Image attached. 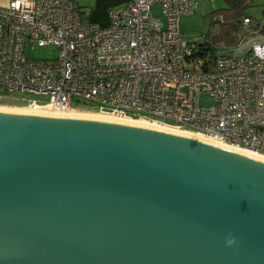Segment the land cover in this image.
<instances>
[{
    "label": "water",
    "instance_id": "obj_1",
    "mask_svg": "<svg viewBox=\"0 0 264 264\" xmlns=\"http://www.w3.org/2000/svg\"><path fill=\"white\" fill-rule=\"evenodd\" d=\"M257 44L264 20L211 64ZM0 264H264V160L151 126L0 109Z\"/></svg>",
    "mask_w": 264,
    "mask_h": 264
},
{
    "label": "built area",
    "instance_id": "obj_2",
    "mask_svg": "<svg viewBox=\"0 0 264 264\" xmlns=\"http://www.w3.org/2000/svg\"><path fill=\"white\" fill-rule=\"evenodd\" d=\"M16 2L0 5V104L85 102L94 111L159 118L152 121L264 154V129L257 126H264V45L212 64L197 56L201 44L185 39L180 26L195 13L194 0H129L111 11L107 26L84 22L77 0ZM244 23L250 29L252 20ZM35 44H54L59 55L33 58ZM24 92L51 99L39 104Z\"/></svg>",
    "mask_w": 264,
    "mask_h": 264
},
{
    "label": "rangeland",
    "instance_id": "obj_3",
    "mask_svg": "<svg viewBox=\"0 0 264 264\" xmlns=\"http://www.w3.org/2000/svg\"><path fill=\"white\" fill-rule=\"evenodd\" d=\"M10 1V0H9ZM8 1V3H9ZM251 6L247 9V13L252 16V19L255 23L262 22L264 20V0H250ZM195 2V13L184 15L181 19V32L185 39L195 42L198 47L204 41V36L209 30L210 26V18L209 13L217 8H221L225 6V0H194ZM6 3V4H8ZM198 3V5H197ZM0 4V5H6ZM82 15L83 21H89V12L91 11V7L88 5H82ZM113 8H111L112 10ZM154 10L159 11L157 6L153 7ZM111 13V12H110ZM158 13V12H157ZM29 52V49H28ZM31 56L37 59H46V58H55L59 55V48L54 44L39 46L38 44L34 45L33 49H30ZM21 97H25L29 100H36L39 104L47 105L50 101V95H41L35 94L31 92H24L20 94ZM202 102L205 104L211 103V98L209 95L204 94ZM7 105H16V106H24L25 103L22 102L19 98H9L4 101ZM78 109L81 110H96L97 107L92 104H87L85 102H78ZM137 117L141 115H135ZM145 116V115H144ZM147 117V116H146ZM153 120H159V118L151 117Z\"/></svg>",
    "mask_w": 264,
    "mask_h": 264
},
{
    "label": "trees",
    "instance_id": "obj_4",
    "mask_svg": "<svg viewBox=\"0 0 264 264\" xmlns=\"http://www.w3.org/2000/svg\"><path fill=\"white\" fill-rule=\"evenodd\" d=\"M225 1L224 7L209 13V30L204 36L200 49L196 50L197 56L208 58L209 52L214 47L227 48L237 45L251 30L245 25V19L252 20L251 27L258 26L259 23H255L252 16L247 13V9L251 6L250 0Z\"/></svg>",
    "mask_w": 264,
    "mask_h": 264
},
{
    "label": "bare ground",
    "instance_id": "obj_5",
    "mask_svg": "<svg viewBox=\"0 0 264 264\" xmlns=\"http://www.w3.org/2000/svg\"><path fill=\"white\" fill-rule=\"evenodd\" d=\"M0 109H11L16 111H25V112H36V113H55V114H67V115H77V116H86V117H95V118H102V119H109V120H115V121H122V122H129L134 123L138 125H144V126H151L156 127L168 131H174L177 133H183L185 135L194 136L209 142H212L217 145H222L224 147H227L229 149H234L236 151L257 157L259 159L264 160V154L255 151V150H249L245 148H241L238 146H234L233 144L225 143L220 140H217L215 138H212L210 136H206L197 132H192L188 130L181 129L179 127L170 126L166 124H162L157 121L148 120L144 117H138L133 118L130 116H126L123 114H116V113H109V112H103V111H93V110H81L78 108H55L51 105H47L44 107H35V106H12L7 104H0Z\"/></svg>",
    "mask_w": 264,
    "mask_h": 264
},
{
    "label": "crops",
    "instance_id": "obj_6",
    "mask_svg": "<svg viewBox=\"0 0 264 264\" xmlns=\"http://www.w3.org/2000/svg\"><path fill=\"white\" fill-rule=\"evenodd\" d=\"M9 0H0V4H6ZM80 7L82 8L83 4L90 6L92 9L89 12V20L97 22L103 26L110 24V16L112 10H117L122 8L129 0H77ZM111 8H113L111 10ZM254 25V24H253ZM255 26V25H254ZM261 28V22H259L256 28L250 27V32L258 31ZM248 33V34H249ZM247 34V35H248ZM246 35V36H247Z\"/></svg>",
    "mask_w": 264,
    "mask_h": 264
},
{
    "label": "clouds",
    "instance_id": "obj_7",
    "mask_svg": "<svg viewBox=\"0 0 264 264\" xmlns=\"http://www.w3.org/2000/svg\"><path fill=\"white\" fill-rule=\"evenodd\" d=\"M19 3H20V0H17V2H16V7H19ZM234 242V240H229L228 241V244H231V243H233Z\"/></svg>",
    "mask_w": 264,
    "mask_h": 264
}]
</instances>
